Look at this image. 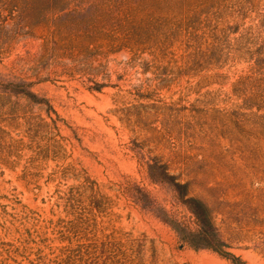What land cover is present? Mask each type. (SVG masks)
<instances>
[{"label":"rangeland","instance_id":"rangeland-1","mask_svg":"<svg viewBox=\"0 0 264 264\" xmlns=\"http://www.w3.org/2000/svg\"><path fill=\"white\" fill-rule=\"evenodd\" d=\"M149 165L264 264V0H0V264H234Z\"/></svg>","mask_w":264,"mask_h":264},{"label":"trees","instance_id":"trees-1","mask_svg":"<svg viewBox=\"0 0 264 264\" xmlns=\"http://www.w3.org/2000/svg\"><path fill=\"white\" fill-rule=\"evenodd\" d=\"M62 10V9H61ZM129 38V37H128ZM122 42L120 45H124ZM100 87L96 85V88ZM149 177L154 182H166L176 194L177 200L190 212L193 218V226L185 223L175 215L169 213L165 207L157 205L149 198V195L138 188L137 200L145 209L154 213L162 222L168 224L175 232L178 240L194 248H208L217 252L222 257L228 258L234 264H243L239 256L225 249L226 243L219 236L217 227L213 221L209 208L199 198L188 193L187 184L180 182L173 174L167 172L161 166L156 170L149 165Z\"/></svg>","mask_w":264,"mask_h":264}]
</instances>
